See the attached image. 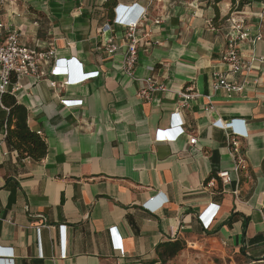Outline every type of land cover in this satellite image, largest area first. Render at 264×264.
Wrapping results in <instances>:
<instances>
[{
	"label": "crops",
	"instance_id": "0c3cea01",
	"mask_svg": "<svg viewBox=\"0 0 264 264\" xmlns=\"http://www.w3.org/2000/svg\"><path fill=\"white\" fill-rule=\"evenodd\" d=\"M145 5L146 0L3 4L0 20L19 34L21 44L53 48L56 57L68 61L72 75L78 76L79 65L84 73L99 74L62 90L53 89L50 80L59 83L64 77L19 80L14 97L27 109L28 127L47 145L38 162L8 151L7 109L0 102V250L12 253L0 254V264H150L168 260L159 245L174 241L184 248L176 259L182 251L204 246L213 249L219 264H264L259 211L264 201V63L257 61L264 57V39L240 47L246 59H255L246 76L229 77L246 80L243 91L213 92L212 73H226L220 56L231 4L155 0L131 79L121 71L124 46L106 55L100 29L116 9L135 7L128 12L135 18ZM263 6L264 0H248L242 7L251 30ZM111 29L121 44V26ZM149 76L167 91L142 101L136 79ZM179 90L200 97L177 111ZM206 96L213 111L204 110ZM62 99L82 104L67 108ZM176 111L184 133L174 142L155 141V132L167 128ZM217 118L238 122L244 133L240 142L248 167L238 174L232 171L227 131L212 124ZM221 171L229 172L230 183L222 185L217 178L214 188L203 187ZM161 197L167 202L154 212L144 208L151 198L149 206L159 205ZM210 204L219 209L204 229L197 217ZM112 228L120 248L114 247Z\"/></svg>",
	"mask_w": 264,
	"mask_h": 264
},
{
	"label": "built area",
	"instance_id": "2783aa9c",
	"mask_svg": "<svg viewBox=\"0 0 264 264\" xmlns=\"http://www.w3.org/2000/svg\"><path fill=\"white\" fill-rule=\"evenodd\" d=\"M7 0H0V13L2 11L3 4ZM104 2L109 0H102ZM155 0H146V5L141 6L144 12L141 14L140 9L135 18L128 17V12L132 10L130 7L118 8L115 10V15L112 20L105 23L100 29L101 47L104 53L108 56H113L121 46H124L125 52L123 54L121 71L122 74L131 79H135L134 70L137 64L138 47L143 39L148 35L145 31L146 24L150 21L149 8L152 7ZM260 21L255 25L254 30H251L247 23V15L242 10L234 8L227 17V23L229 30L225 34V49L222 51L220 60L226 67V73L214 72L211 75L210 87L213 92H223L225 95H231L232 93H240L243 91L247 84L246 80L242 82H236L229 80V77L236 75L246 76L252 71L254 57L246 59L241 53V45L246 43L247 45L254 47L255 44L264 39V6L260 11ZM160 19L152 20V23L159 24ZM114 25L121 26V44L117 43L115 36L112 34V27ZM257 61L264 63V57H258ZM68 61L63 58L56 57L53 48L49 49H31L24 44H21L19 34L10 29L2 20H0V95L10 91V94L15 96V93L19 89V80L23 77L32 78L36 81L48 80L49 78L64 77L63 81L57 83L50 80V84L55 90H62L65 86L72 83H80L89 78L96 77L99 72L84 73L82 66L79 65L78 76L72 75L74 72L68 69ZM70 66V64H69ZM153 72V68L149 69ZM68 76V77H67ZM67 77V78H66ZM140 81L141 86L137 92V96L142 101H148L156 93H164L167 88L158 80L149 76L144 79H136ZM178 96L176 110L187 109L190 103L198 99L199 94L192 90H179L176 92ZM208 103H206L204 110L213 111L214 107L209 101V96H206ZM60 104L64 107H78L81 106V100H60ZM171 114V124L165 129H158L155 132L154 140L157 142H174L180 135L184 133L182 126L183 121L179 117L178 112ZM212 124L217 127L223 128L227 131V147L230 156L233 159L232 171L238 174L240 171L247 169V160L243 153V147L240 142V138L244 137V133L239 129L238 122L222 121L217 118L214 119ZM229 131V132H228ZM39 134V133H38ZM191 145L196 143V138L192 137L189 140ZM217 178L221 181L222 185L230 183L231 179L228 171H221L217 173L216 177H211L205 181L204 188H214L216 186ZM162 198V202L156 206H149V202L155 198H151L143 206L149 207V210L154 212L156 209L163 206L166 202V198ZM219 206L210 204L201 214L198 215V219L204 229H208L212 221L215 219L218 213ZM260 214L262 217V237L264 240V201L260 206ZM62 231L64 230L61 227ZM38 230V229H37ZM39 231V230H38ZM37 231V232H38ZM113 244L115 248H120V242L116 236L115 229H111ZM1 255H11L8 250H0ZM59 257L65 258V251L60 252ZM264 261V259H263ZM121 264H141V263H121ZM150 264H162L160 261H156Z\"/></svg>",
	"mask_w": 264,
	"mask_h": 264
},
{
	"label": "trees",
	"instance_id": "16d2710c",
	"mask_svg": "<svg viewBox=\"0 0 264 264\" xmlns=\"http://www.w3.org/2000/svg\"><path fill=\"white\" fill-rule=\"evenodd\" d=\"M245 4H242L241 7L238 6L237 10H240ZM0 102L7 109L4 141L8 151L17 152L20 159L28 158L35 162L41 161L47 153V145L41 136L28 127L26 107L19 103L14 95L10 94V91L0 95ZM159 248H162L164 253L171 258L180 251L181 245L176 241L166 242L159 245Z\"/></svg>",
	"mask_w": 264,
	"mask_h": 264
},
{
	"label": "rangeland",
	"instance_id": "374dc122",
	"mask_svg": "<svg viewBox=\"0 0 264 264\" xmlns=\"http://www.w3.org/2000/svg\"><path fill=\"white\" fill-rule=\"evenodd\" d=\"M218 0H214V3H218ZM222 1V0H220ZM219 1V2H220ZM229 3L231 4V11L234 8H237L238 6L241 7L242 4L248 3V0H228ZM184 248L181 247L180 251L183 250ZM179 251V252H180ZM178 252V254H179ZM177 255V254H176ZM173 262L170 264H181L184 261L186 262H191L193 264H219L221 263V259L218 258L214 252L213 249L207 248V247H193V248H189L187 251L185 252H181L180 256L176 259L174 258V256H172L171 258H169L168 260H172ZM168 260H163V264H166V262Z\"/></svg>",
	"mask_w": 264,
	"mask_h": 264
},
{
	"label": "clouds",
	"instance_id": "9594fccd",
	"mask_svg": "<svg viewBox=\"0 0 264 264\" xmlns=\"http://www.w3.org/2000/svg\"><path fill=\"white\" fill-rule=\"evenodd\" d=\"M141 14L144 12L143 8H140Z\"/></svg>",
	"mask_w": 264,
	"mask_h": 264
}]
</instances>
